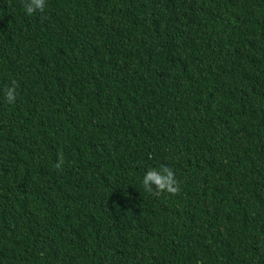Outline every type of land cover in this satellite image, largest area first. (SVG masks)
I'll return each instance as SVG.
<instances>
[{
  "label": "trees",
  "instance_id": "obj_1",
  "mask_svg": "<svg viewBox=\"0 0 264 264\" xmlns=\"http://www.w3.org/2000/svg\"><path fill=\"white\" fill-rule=\"evenodd\" d=\"M25 2L0 0V264H264V0ZM162 165L177 195L144 191Z\"/></svg>",
  "mask_w": 264,
  "mask_h": 264
},
{
  "label": "clouds",
  "instance_id": "obj_2",
  "mask_svg": "<svg viewBox=\"0 0 264 264\" xmlns=\"http://www.w3.org/2000/svg\"><path fill=\"white\" fill-rule=\"evenodd\" d=\"M46 7V0H26L24 4L25 14L31 16L37 12L43 13ZM4 98L7 103L16 102V83L5 86L3 89ZM64 165L62 156L58 157L56 168L60 169ZM142 186L146 193L157 195L168 193L177 195L180 192L179 181L176 179L173 169L167 165H162L159 169H150L145 172L142 178Z\"/></svg>",
  "mask_w": 264,
  "mask_h": 264
}]
</instances>
